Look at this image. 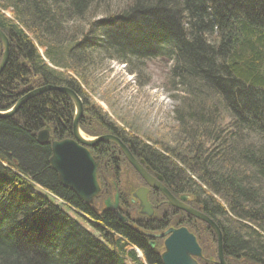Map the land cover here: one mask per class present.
I'll use <instances>...</instances> for the list:
<instances>
[{"label": "trees", "instance_id": "obj_1", "mask_svg": "<svg viewBox=\"0 0 264 264\" xmlns=\"http://www.w3.org/2000/svg\"><path fill=\"white\" fill-rule=\"evenodd\" d=\"M100 1L0 0V29L10 42L0 111L49 85L83 98L78 82L89 87L84 73L98 54L128 65L132 59H170V78L180 90L174 119L183 135L173 150L184 169L150 146L141 150L219 220L228 258L264 264V0H121L123 8L101 13ZM87 106L97 126L106 128L107 114ZM73 115L66 95L48 92L0 119V264H143L128 252L138 247L130 245L132 237L102 228L118 231L116 218L96 216L61 184L50 163L51 141H38L47 128L52 140L71 138ZM41 191L100 223L111 248ZM143 258L163 264L159 254L145 252Z\"/></svg>", "mask_w": 264, "mask_h": 264}, {"label": "rangeland", "instance_id": "obj_2", "mask_svg": "<svg viewBox=\"0 0 264 264\" xmlns=\"http://www.w3.org/2000/svg\"><path fill=\"white\" fill-rule=\"evenodd\" d=\"M100 2L103 7L101 8L100 13L102 11H105V9L106 10L108 9L109 11H112V12H116L118 11L119 8H123L125 5V1H121V0H104ZM5 14L9 16L7 13ZM102 15L103 14H101L100 16ZM78 24L79 22H75L74 24L71 25V27L78 26ZM80 26L83 27V24L82 25L80 24ZM40 54L42 58L45 60V62L47 63V60L45 59L42 51H40ZM2 58H3V47H2V57H1L0 62L2 61ZM94 58L96 60L93 61L92 65H90L88 67V70L85 71L84 73L85 79L88 82L89 87L85 86L84 84L82 85L80 81L78 82L81 87V90L84 93L83 98L80 97L81 100L83 101V108H84L82 119L79 122L81 131L87 135L88 133H85L83 129L85 128L91 131L93 130V127H95V129L91 131V133H89L91 138L95 136H98V137L111 136L115 139H118L127 149L128 153L130 154V158H132V160H134L136 164L139 167H141L151 178L153 177L148 173L144 165L141 164V162L136 158L132 150H130L120 138L113 136V135L106 134V131L104 130L103 127L97 126L98 122L96 121L95 118L92 117L93 114L92 112H90V109L88 110V106L85 105L86 102H90L96 105L97 107H99L102 113L107 114L109 119H111L112 121H115L125 131H128L130 127L134 128V130L136 131L135 134H137L147 145L152 147V149L158 155L164 157L168 161H171L172 163L183 168L182 164L179 162V159L177 158L178 157L177 154H174L176 153L175 150H173V148L176 149L177 146L181 147L183 143V135L181 132V128L178 127V123L174 119V110L178 108L180 90L178 88L179 86L175 85L173 79L170 78V68L172 65V62L170 61V59L166 57H160L158 59L148 60L144 62L140 60L137 61L135 59L134 60L132 59L131 63L128 65L127 63L120 61L118 59L107 58L105 54L95 55ZM9 59H10V56H9ZM49 66L52 67L51 64H49ZM54 69L56 68L54 67ZM74 79L77 80V77L74 76ZM48 92H45V93H48ZM51 92H54V91H51ZM20 109L18 110V112L20 111ZM73 117H75V108H74ZM86 122L87 124H85ZM58 141H61V140H58ZM159 141H161L162 143H159ZM101 143H105V142H101ZM190 143L195 144V146H198V143L196 142L195 143L190 142ZM110 144H113L115 147L121 150V152L125 156L123 157L121 155L122 160L125 162V164H123L125 166L124 169H128V172L127 170H125L124 173L121 172L122 173L120 176L121 179L119 180V182H117V184L121 185L123 189L130 188L128 182L127 181L125 182V178H124V176L128 173L135 175L138 181L143 179L147 184H149L143 178V176L139 173V171L135 168L133 163L128 158L126 152L122 150L121 147L117 143L115 144L110 143ZM184 144H188V143H184ZM152 179L154 180V177ZM132 182L134 185H136V186L133 185L135 189L137 187H140L138 182L137 183L135 181H132ZM158 184L166 192L170 194L169 190L165 187V185H161L160 183ZM149 187L154 190L160 191V193L163 194L164 197L167 199L168 203H170L168 197L166 196V193L163 192L160 188H153L151 187L150 184H149ZM140 188H138V190ZM144 189H146L148 193L149 189L148 188H144ZM202 190L209 194L208 189L207 190L202 189ZM41 193L44 196H46L49 200L51 201L53 200L54 204H56L62 210L66 211L68 215H70V217H72L75 221L79 222L83 228L88 230L91 233V235H93L94 237L98 238L101 242H103L106 245V247L111 248L109 243L108 242L106 243L100 236V233L98 231L99 226H101L100 223L94 220L96 223L93 224V227L91 225L86 224L84 219L78 218L75 213L65 208L59 199H56L52 196L50 197L48 193L44 191H41ZM184 194L185 196H188L187 195L188 193L185 192ZM212 196L216 198V200H218L214 194ZM153 198L155 197H151V199ZM183 198L186 199L187 197H182V199ZM180 203H182L181 206L185 204V203L183 204L182 201ZM191 209L195 211L194 208H191ZM183 211L189 214L185 210ZM184 216L186 215L183 213V217ZM190 216H192L191 217L192 219L190 218L182 219V221H184L182 225L184 226H181V227L187 229L188 232H190L192 235H196V237H198V239L196 238V242L198 243L201 250H202V247L206 246L208 250L207 253L209 254L207 256L213 257L219 263V261L216 258L217 252L219 254L218 232L222 236L223 245L225 241L224 239L225 234H224V231L221 230L220 228L219 220L216 221L210 218L208 215H204L205 217H207L209 220H211L215 224L217 228L216 230L212 228L210 224H208L205 220L199 219L193 215H190ZM160 218L161 217L158 213L156 219L159 221ZM187 221H189L190 223H188ZM168 225H171L173 227L179 226L174 219ZM206 226H209L210 228H212V230L214 231L213 235L212 234L210 235V233L208 232L209 230L207 231ZM170 228L171 227L169 226V229H167L166 231L167 233L171 231ZM174 230H179V229H174ZM171 234L172 233L170 232L169 234L162 236V237H166L164 240V245L163 247H161V251H160L162 254L165 253V242ZM114 236H118V235L114 234ZM115 238L119 240L117 237ZM120 240H122V238ZM123 241L127 242L125 239H123ZM132 247L133 246H130V248L128 249V252L133 251ZM136 252L138 253L137 258L143 264H148L146 261H144L143 251L139 249V250H136ZM226 258L231 264H240L236 260H231L230 258H228V256H226ZM126 263L133 264L131 259H126Z\"/></svg>", "mask_w": 264, "mask_h": 264}, {"label": "flooded vegetation", "instance_id": "obj_3", "mask_svg": "<svg viewBox=\"0 0 264 264\" xmlns=\"http://www.w3.org/2000/svg\"><path fill=\"white\" fill-rule=\"evenodd\" d=\"M88 104H90V102H86V106ZM110 121L111 122L107 124L106 128H104L106 134L120 138L124 142V144L130 150H132L133 154L141 162V164L144 165L148 173L154 177V180H156L161 185H165V187L169 190L170 194L174 197V199H176L177 204L182 201L183 204L185 203L184 205L188 206L189 208H194L195 211L206 215L204 212V208L195 202L197 201L195 197L189 194H187L188 196H185V194L182 192L181 185L179 186L178 180H176V178L174 179L173 176L167 177L163 172L157 170L156 167L151 164L150 159H148L150 157L149 154L145 155L141 150V148L145 149V147H149V145H147L137 134H135L136 131L134 130V128L130 127V131H125L115 121H112L111 119ZM85 124H87V122ZM71 128L73 133V121ZM72 138L73 135L70 139ZM159 143L162 142L159 141ZM89 150L92 156H94L97 163L99 164L98 175L100 177V181H104L105 183H107V186L103 190L104 186L100 185L101 192L98 198L95 200L93 205L86 206H88V208H90V210H92L96 216H99L104 213H109L112 217L117 219L119 223L117 226L118 231L113 230L114 228L111 226L107 228L103 226L104 229H108L107 231H109L113 235H118L117 233L122 235L128 234L130 237H132L130 238L131 240L128 238L130 245H133L132 243H134L135 245L141 248L140 249L137 247L138 249L143 251L144 254L145 252H148L149 254L155 256L159 254L161 258L162 253L160 251L161 247H163L164 245V240L166 238L162 236L167 233L166 231L167 229H169V226L171 227V230L180 229L182 228L181 226H184L182 225V223H184L182 219H192V216H190V214L185 213L181 208L168 203L167 199L164 197L163 194L160 193V191L150 188L149 184H147L143 179L138 181L135 175L128 173L124 176L125 182H128L129 187L131 189H123L121 185L117 184V182H119V180L121 179V174L124 173L125 170H127L128 172V169H124L125 166L123 165L125 164V162L122 160V156H125L123 155L121 150H119L113 144L107 142L98 143L90 147ZM132 181H135L136 183L138 182L141 188L137 187L135 189L134 186L136 185H134ZM138 188L140 189L138 190ZM144 188L149 189L148 201L153 211L151 217L147 214H142L140 202L135 197V194H137L138 191L146 190ZM143 193L144 192H142L141 194ZM151 197L155 198L151 199ZM182 197L187 198L184 201ZM157 212L161 217L159 221L156 219L158 215ZM183 213L186 216L183 217ZM121 218H124L125 220L122 221ZM173 219L177 222L179 226L173 227L171 225H168L171 223V221H173ZM187 222L190 223L189 221ZM206 227L207 231L209 230L208 232L210 233V235H213L214 231L212 230V228H210L209 226ZM207 251L208 250L206 246L202 247L203 255L208 258L206 259H212V257L207 256L209 255ZM216 258L219 261L218 252ZM197 262H199V264H209V262L206 260L198 259Z\"/></svg>", "mask_w": 264, "mask_h": 264}, {"label": "water", "instance_id": "obj_4", "mask_svg": "<svg viewBox=\"0 0 264 264\" xmlns=\"http://www.w3.org/2000/svg\"><path fill=\"white\" fill-rule=\"evenodd\" d=\"M0 41L3 47V58L0 62V75L3 73L10 56V42L5 34L0 29ZM54 91L67 95L75 106V117L73 119V138L65 139L61 141L52 142V168L58 173L61 184L71 189L85 204L92 205L94 200L100 193V186L97 180L98 163L92 157L88 148L101 142L117 143L122 150H124L133 163L135 168L143 176V178L153 187L160 188L166 193L170 204L177 206L190 215L196 216L199 219L205 220L210 226L217 230L215 224L205 217L203 214L192 210L188 206H181L177 204L175 199L166 192L155 180H153L141 167H139L132 158L124 145L111 136H102L90 138L87 137L80 129L79 122L82 119L84 108L83 101L76 91L69 87H55L45 86L32 90L27 95L21 97L17 104H15L10 110L0 111V119H8L13 117L18 110L28 102L30 99L39 96L45 92ZM38 141L41 144H46L50 141V129L47 128L38 134ZM144 192L143 194H141ZM147 190L138 191L135 197L140 202L142 214L152 216L153 211L148 201ZM185 198H183L184 200ZM108 206V205H107ZM124 221V218H121ZM172 234L165 242V253L162 254L163 264H198L195 258L200 257L202 250L196 242V238L190 234L185 228L179 230H171ZM165 233L166 234H169ZM218 245H219V260L221 264L223 262L222 251V236L218 232Z\"/></svg>", "mask_w": 264, "mask_h": 264}, {"label": "bare ground", "instance_id": "obj_5", "mask_svg": "<svg viewBox=\"0 0 264 264\" xmlns=\"http://www.w3.org/2000/svg\"><path fill=\"white\" fill-rule=\"evenodd\" d=\"M97 180H98V183L100 182V177H99V175H97ZM187 230V229H186ZM188 231V230H187ZM190 233V232H189ZM191 234V233H190ZM195 238H197L198 239V237H196V235H193ZM222 249H223V262H224V264H231L228 260H227V258H226V255H225V247H224V245H223V247H222ZM198 259H200V260H206V261H208L209 262V264H221L220 263V260H219V263L217 262V261H215V259H213V257H212V259L211 258H209V260H207L208 258L206 257V256H204L203 255V253H201V256L200 257H197ZM197 258H195V261L197 262ZM207 258V259H206ZM218 258H219V255H218ZM198 264H199V262H197Z\"/></svg>", "mask_w": 264, "mask_h": 264}]
</instances>
